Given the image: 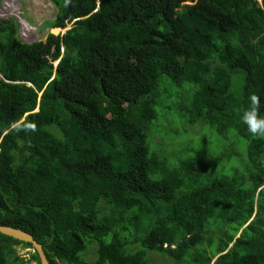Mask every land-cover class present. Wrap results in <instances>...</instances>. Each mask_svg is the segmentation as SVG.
<instances>
[{
  "label": "trees",
  "instance_id": "trees-1",
  "mask_svg": "<svg viewBox=\"0 0 264 264\" xmlns=\"http://www.w3.org/2000/svg\"><path fill=\"white\" fill-rule=\"evenodd\" d=\"M50 2L63 35L0 19V225L49 264H264V137L242 121L253 93L264 116V0ZM31 262L0 233V264Z\"/></svg>",
  "mask_w": 264,
  "mask_h": 264
},
{
  "label": "rangeland",
  "instance_id": "rangeland-1",
  "mask_svg": "<svg viewBox=\"0 0 264 264\" xmlns=\"http://www.w3.org/2000/svg\"><path fill=\"white\" fill-rule=\"evenodd\" d=\"M185 4V3H184ZM57 8L50 2V0H1L0 3V19H13L17 25V38L22 42H27L32 39L41 40L44 39L46 34L49 32L50 27L41 30V24L48 20H53L57 14ZM163 124L162 127H164ZM171 128L178 129V126L170 125ZM167 132H170L168 126H166ZM172 130V131H173ZM190 132H194L192 128H189ZM162 130L163 135L167 133ZM171 133V132H170ZM152 145L165 149L167 156H171L173 151H176L177 145L174 140H164L160 138L158 134L151 135ZM204 137L210 139V146L213 147L216 153H219L217 150L216 137L213 135L209 128L205 127ZM217 142V141H216ZM150 145V140L148 141ZM195 148V147H194ZM203 147H201L202 149ZM19 254L28 256L29 249H25L21 246L17 247ZM89 260H94V254L90 253ZM28 264H35L34 262ZM148 264H171L170 260L161 257L151 256Z\"/></svg>",
  "mask_w": 264,
  "mask_h": 264
},
{
  "label": "water",
  "instance_id": "water-1",
  "mask_svg": "<svg viewBox=\"0 0 264 264\" xmlns=\"http://www.w3.org/2000/svg\"><path fill=\"white\" fill-rule=\"evenodd\" d=\"M70 28H71V25H68L64 28L50 27L49 33L54 34V35H59V34L63 35ZM0 233L6 236L12 237L21 242L29 243L31 245V251L37 253L40 264H49V260L46 256V253L43 249L42 244L36 241V239L30 233L20 228H15V227L8 226V225H0Z\"/></svg>",
  "mask_w": 264,
  "mask_h": 264
},
{
  "label": "clouds",
  "instance_id": "clouds-1",
  "mask_svg": "<svg viewBox=\"0 0 264 264\" xmlns=\"http://www.w3.org/2000/svg\"><path fill=\"white\" fill-rule=\"evenodd\" d=\"M250 105L244 110L242 121L247 126L248 132L254 137H264V116L259 113L260 98L256 94L249 97ZM27 128L35 131V124L27 125Z\"/></svg>",
  "mask_w": 264,
  "mask_h": 264
}]
</instances>
